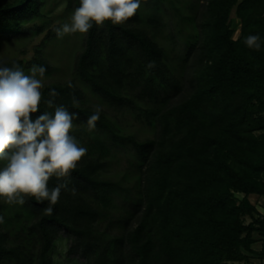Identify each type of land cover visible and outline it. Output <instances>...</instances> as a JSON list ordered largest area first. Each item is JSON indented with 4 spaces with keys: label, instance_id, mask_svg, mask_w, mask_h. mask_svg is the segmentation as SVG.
<instances>
[{
    "label": "trees",
    "instance_id": "1",
    "mask_svg": "<svg viewBox=\"0 0 264 264\" xmlns=\"http://www.w3.org/2000/svg\"><path fill=\"white\" fill-rule=\"evenodd\" d=\"M62 1L74 10L79 6V0ZM169 1L195 26L179 58L188 63L186 75L172 72L154 38L163 26L160 17L139 11L122 25L94 24L75 63L78 79L115 108L132 109L140 100L151 105L144 117L154 139L138 142L121 135L102 112L90 131L87 119L94 110L80 106L81 92L72 82L45 85L40 112L33 115L54 113L47 105L53 99L79 113L74 122L81 131L129 146L136 161L133 186L101 178L99 160L107 147L95 139L99 157H85L69 177L49 181L50 189L66 185L51 215L44 211L47 201L26 198L21 242L11 243L0 222V264H56L57 249L64 245L72 264H248L254 233L264 255V217L248 200L264 197V0ZM44 6L45 0H0V41L25 36L26 25L42 19ZM232 12L240 23L236 39L229 25ZM250 34L260 36L259 51L245 45ZM4 65L48 69L39 59ZM134 87L138 92L127 91ZM52 89L58 93L54 98ZM183 89L188 96L170 103ZM116 192L130 201L111 234L112 221L103 230L99 223L107 218L108 195Z\"/></svg>",
    "mask_w": 264,
    "mask_h": 264
},
{
    "label": "rangeland",
    "instance_id": "2",
    "mask_svg": "<svg viewBox=\"0 0 264 264\" xmlns=\"http://www.w3.org/2000/svg\"><path fill=\"white\" fill-rule=\"evenodd\" d=\"M138 11L143 16L156 15L160 17L163 26L155 34L154 38L164 48L166 60L172 72L175 74L182 72L183 75H186L188 63H182L179 58L183 55L188 41L192 39L195 26L187 23L185 21L186 17L182 18L173 9L169 0H156L154 3L142 1ZM73 12L74 9L69 8L62 0H45L42 19L27 24L26 29L29 32L25 36L14 38L8 42L0 41V62L5 64L10 61L21 60L26 65L34 60H43L48 65L44 76L45 85L72 82L81 92L80 106L94 110V106L99 105L102 108V113L118 129L121 135L133 137L138 142L154 139V128L149 126L148 122L150 120L144 117L145 110H149L151 105L145 104L140 100L137 101V106L132 109H117L109 102L93 94L76 76L75 63L78 55L84 49L86 34L76 33L58 38L55 32L57 27L69 22ZM183 13L185 12L183 11ZM229 23L230 29L233 31L232 39H236L239 35L240 23L234 15L231 16ZM35 27H38L40 31L35 32ZM24 72L29 74V70ZM128 89L127 91L130 93H136L139 90L138 87H134L131 91ZM187 96L188 90L183 89L180 94L170 98V103L181 101ZM74 124L75 128L72 135L81 146L87 148V154L83 158L99 157L100 152L93 147V141L95 139L104 141L107 151L103 153L102 158L99 160L104 162V167L100 171L101 178L118 181L122 186L131 188L136 177V161L133 150L126 145L114 144L105 134L83 132L79 125L75 122ZM2 164L0 163V166ZM88 197L93 199L92 196ZM235 197L238 198L240 196L235 194ZM108 198L109 205L104 210L107 218L101 220L99 228L103 230L108 222L112 221L109 232L115 234L117 233V228L114 222L117 218L126 216L130 198L124 192L110 193ZM0 203L3 206V220L9 232L10 242L17 244L25 236V233L21 234V230L18 227L23 223L27 225L23 210L24 205H8L2 199H0ZM254 204L259 206L256 202ZM16 215H19L18 218ZM243 220L245 224L250 222L248 217ZM31 221L28 219V223ZM32 239L30 237L26 244ZM66 246L64 245L57 249L58 253L55 254L56 264H72L65 257ZM75 264L84 263L77 261ZM248 264H257V262Z\"/></svg>",
    "mask_w": 264,
    "mask_h": 264
},
{
    "label": "clouds",
    "instance_id": "3",
    "mask_svg": "<svg viewBox=\"0 0 264 264\" xmlns=\"http://www.w3.org/2000/svg\"><path fill=\"white\" fill-rule=\"evenodd\" d=\"M140 7L141 0H79L69 22L57 27L55 32L58 38H63L87 34L94 24L98 27L106 22L122 25ZM260 39L259 35L250 34L244 43L259 51ZM45 72L43 66L33 65L29 74H25L18 65L9 67L0 62V162H3L0 199L8 205H23L26 198H33L37 203L47 201L49 206L44 211L51 215L66 185L50 189L49 181L53 177H69L87 154V148L72 135L79 113L54 105L53 99L47 105L54 107V113L43 112L33 119L44 101ZM57 95L55 89L49 92L50 97ZM72 102L79 103L75 97ZM101 112L99 105L94 106L93 114L87 119L90 131L96 128Z\"/></svg>",
    "mask_w": 264,
    "mask_h": 264
},
{
    "label": "crops",
    "instance_id": "4",
    "mask_svg": "<svg viewBox=\"0 0 264 264\" xmlns=\"http://www.w3.org/2000/svg\"><path fill=\"white\" fill-rule=\"evenodd\" d=\"M248 200L251 205H254L260 217H264V197L257 195H250ZM254 202L258 203L259 206L255 205ZM254 242L250 245L252 253L249 256V263L257 262V264H264V255H261L260 251L262 248L261 239L258 234L254 233L252 235Z\"/></svg>",
    "mask_w": 264,
    "mask_h": 264
},
{
    "label": "bare ground",
    "instance_id": "5",
    "mask_svg": "<svg viewBox=\"0 0 264 264\" xmlns=\"http://www.w3.org/2000/svg\"><path fill=\"white\" fill-rule=\"evenodd\" d=\"M231 16H233V12H232Z\"/></svg>",
    "mask_w": 264,
    "mask_h": 264
}]
</instances>
